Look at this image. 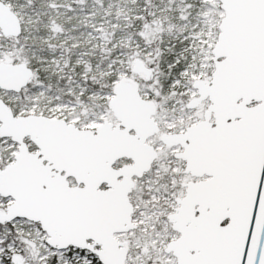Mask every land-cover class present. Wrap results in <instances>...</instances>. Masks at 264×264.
I'll list each match as a JSON object with an SVG mask.
<instances>
[{
  "label": "snow or ice",
  "instance_id": "6c2138e0",
  "mask_svg": "<svg viewBox=\"0 0 264 264\" xmlns=\"http://www.w3.org/2000/svg\"><path fill=\"white\" fill-rule=\"evenodd\" d=\"M0 264H264V0H0Z\"/></svg>",
  "mask_w": 264,
  "mask_h": 264
}]
</instances>
